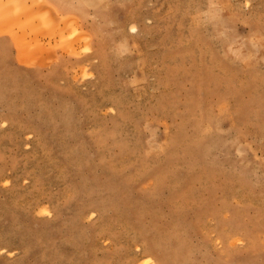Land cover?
I'll list each match as a JSON object with an SVG mask.
<instances>
[{
    "label": "rangeland",
    "instance_id": "1",
    "mask_svg": "<svg viewBox=\"0 0 264 264\" xmlns=\"http://www.w3.org/2000/svg\"><path fill=\"white\" fill-rule=\"evenodd\" d=\"M147 258L264 264V0H0V264Z\"/></svg>",
    "mask_w": 264,
    "mask_h": 264
},
{
    "label": "bare ground",
    "instance_id": "2",
    "mask_svg": "<svg viewBox=\"0 0 264 264\" xmlns=\"http://www.w3.org/2000/svg\"><path fill=\"white\" fill-rule=\"evenodd\" d=\"M147 259H149L151 261V264H157L152 258H147Z\"/></svg>",
    "mask_w": 264,
    "mask_h": 264
}]
</instances>
